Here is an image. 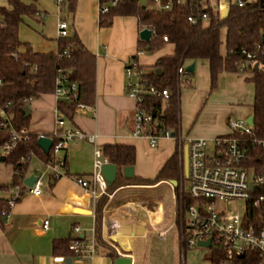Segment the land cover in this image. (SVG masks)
Returning a JSON list of instances; mask_svg holds the SVG:
<instances>
[{
  "label": "crops",
  "instance_id": "crops-1",
  "mask_svg": "<svg viewBox=\"0 0 264 264\" xmlns=\"http://www.w3.org/2000/svg\"><path fill=\"white\" fill-rule=\"evenodd\" d=\"M22 1L34 3L36 12L24 17L19 26V40L37 53L55 52L59 40L57 25L61 16L56 4L53 0ZM99 15V0H74L72 10H64L62 13L68 23L69 35L77 36L95 57L93 101L85 103L88 106L86 109L74 106L70 118L63 115V126L95 134L97 145L86 140L68 143L59 154L65 160L63 175L59 178H53L51 171L46 169L45 160L34 154L31 156L25 176L28 177L36 170H44L42 193L32 195L23 187L8 221L0 216V264H114L115 260L109 255V251H114L118 257H130L132 264H135L139 240H145L146 247V240L152 233L164 236L173 228L178 231L180 245L177 216L179 181L176 180L177 185H172L171 180L156 183L148 181L156 177L175 152L178 153L177 144L175 140L161 138L156 146H151L148 138L133 135L136 103L127 94L124 72L125 64L131 58H136L143 74L155 71L154 65L158 58L173 55L174 45L166 42L156 50H147L139 45V33L146 27L141 28L135 16H114L109 25L103 26L99 24ZM26 47H21V51ZM141 50L143 51L140 52ZM191 63H194L193 72H196L197 85L193 92L186 91L187 96H199L201 99L207 94L208 88L211 92L208 94L204 113L193 125H189L188 118L180 116L179 134L210 140L229 134L226 117L231 119V115H235L237 119H247L252 114L253 83L239 76V72L221 73L218 89L235 102L227 106L217 105V93H213L210 87L207 60H186L184 66ZM190 78L191 84L192 77ZM248 84H252L253 94ZM179 99L181 103V90ZM58 102L53 93L41 94L27 101L28 108L33 105L29 108L26 125L30 133L38 138L39 135H50L55 130ZM198 104L195 100L192 111L188 112L194 113ZM209 114L210 120L205 118ZM105 144L134 146L135 164L132 178L124 177L127 180L123 185L111 191L107 189L104 194L107 198L100 209L102 244H98L94 238V226L96 202L100 196L92 199L75 182V176L89 178L95 146L102 149ZM179 170L185 178L183 159ZM13 173L11 164L0 161V185H9ZM139 179L143 181H136ZM164 184L171 190L172 221L167 228L156 229L165 217L164 206L156 190ZM10 195V189L0 190V197L8 199ZM45 219H48L49 224L43 230L41 223ZM75 227L79 228L78 233L75 232ZM76 235L83 236L85 243L93 241L92 255L78 258L53 253L55 240Z\"/></svg>",
  "mask_w": 264,
  "mask_h": 264
},
{
  "label": "built area",
  "instance_id": "built-area-1",
  "mask_svg": "<svg viewBox=\"0 0 264 264\" xmlns=\"http://www.w3.org/2000/svg\"><path fill=\"white\" fill-rule=\"evenodd\" d=\"M57 6L59 17L57 32L58 38L69 35L68 23L62 17L67 0H53ZM156 4L150 7L170 9L173 3L189 4L193 0H155ZM147 2V0H145ZM118 0H99V13H105L110 7L116 6ZM234 5L241 9L264 11V0H210L211 12L202 5L194 14L187 16L190 24L201 22L207 25L210 21H224L221 11L230 9ZM147 28V27H146ZM143 29V28H142ZM141 29V30H142ZM153 35V31H152ZM264 24L260 32V40L253 42L250 47H242L239 53L243 59L238 65L239 73L260 71L264 73ZM167 41V37L163 36ZM141 50L140 52H142ZM68 55L67 50L61 54ZM257 70H254V66ZM127 78V94L135 100L133 135L149 139L151 146H156L161 138L175 140L179 160L183 159V148L187 147V175L188 182L184 191L183 180H180V194L177 205L179 223V236L182 254L186 250L204 249L209 254L208 264H236L245 256H256L258 264H264V138L255 137L254 122L250 125L246 118L229 119V134L218 136L209 140L203 137H188L179 134V130L166 128L162 121L153 112L148 111L143 103L147 96H157L167 99V89H158L143 78L136 58H131L125 64ZM186 72L185 66L177 69L179 76ZM4 78L0 74V89L4 85ZM53 94L57 101L75 102V108L86 109L85 103L77 101V83L73 81L68 70L59 67L54 79ZM10 102H0V127L9 128L10 140L0 145V156L7 155L19 142L28 139L30 132L26 126L15 128L12 124V115L8 112ZM63 115L57 109L55 116V130L48 137L52 141L49 149V158L45 162L46 169L50 170L53 178L63 175L62 169L65 160L59 154L66 145L73 141L86 140L97 145L96 135L88 134L76 127H64ZM33 156L30 152L22 156L20 161L25 162ZM256 160V163L253 161ZM109 163L102 149L95 146L92 171L89 178L75 176V182L95 199L107 193V182L102 174V167ZM45 171L36 170L33 175L35 182L28 187L22 183L12 187L11 195L7 199L6 207L1 216L8 221L12 207L15 205L19 192L24 187L32 195L42 193V177ZM183 193L188 200L185 201ZM243 205L238 206V202ZM48 219L43 220L41 228H48ZM79 232V228H74ZM77 236V235H76ZM75 238L71 241L69 249L76 257L92 255L94 253L93 241L85 243ZM210 241L209 246H201L200 242Z\"/></svg>",
  "mask_w": 264,
  "mask_h": 264
},
{
  "label": "trees",
  "instance_id": "trees-1",
  "mask_svg": "<svg viewBox=\"0 0 264 264\" xmlns=\"http://www.w3.org/2000/svg\"><path fill=\"white\" fill-rule=\"evenodd\" d=\"M106 0H100V2ZM162 2L165 0H161ZM210 0H193V6L189 4L173 3L170 9L150 7L155 5V0H147L144 4L140 0H118L116 6L110 7L105 13H100L99 24L106 26L111 23L114 16H135L142 27L153 31L149 41L139 39V45L149 50H156L166 42L174 45L173 55L158 58L154 68L161 71L158 75L155 71L143 74V78L158 89H167L168 98L147 96L143 106L162 121L166 128L179 129L180 123V88L183 79L190 86V77L193 72L186 71L181 77L177 73L180 65L186 60L205 59L209 66L211 90L217 86L221 73L238 72V65L243 57L237 53L242 47H250L253 42L260 40L261 28L264 24V11L256 9H241L231 6L230 13L224 21H210L207 25L198 22L190 24L187 16L194 14L202 5L208 6ZM8 6H0V74L4 78V85L0 89V102H10L8 112L12 115V124L15 128L26 126L29 115L26 116L23 109L27 101L41 94H49L54 91V79L56 70L63 67L68 70L70 78L77 83V101L91 103L94 97V61L95 57L90 53L75 35L59 38L55 52L37 53L26 47V43L19 40V26L25 16L36 12L34 3H25L22 0H7ZM74 0H67L65 10H72ZM211 12L209 6L204 9ZM225 28V52H221L222 40L221 28ZM167 37V41L163 40ZM21 47H26L21 51ZM67 50L68 55H62ZM246 81L254 85V100L252 115L254 119L255 137L264 138V73L252 72ZM59 112L70 118L75 102L59 101ZM11 137L9 128L0 127V145L8 142ZM37 135L30 133L28 139L19 142L7 155L5 163L13 166L14 173L9 185H0L1 191H8L15 185L21 184L26 173L28 161L22 162L20 158L30 152L42 160H47L50 154H45L37 145ZM102 152L109 163L117 166L116 180L107 187L109 191L119 185H123L127 179L123 176L125 167H133L135 164V148L126 144H105ZM256 163V160L253 161ZM182 160H179L175 152L162 166L156 177L150 182L161 180H177ZM134 179V178H133ZM143 181V180H136ZM101 195L95 208V242L102 244L100 238V209L106 200ZM185 201L188 200L183 193ZM7 199L0 197L1 211L6 207ZM75 237L59 239L53 242V253L65 257H73L75 254L69 245ZM79 240L82 237L76 236ZM109 255L115 260L118 256L114 251ZM258 257L245 256L237 260L236 264H258Z\"/></svg>",
  "mask_w": 264,
  "mask_h": 264
},
{
  "label": "rangeland",
  "instance_id": "rangeland-1",
  "mask_svg": "<svg viewBox=\"0 0 264 264\" xmlns=\"http://www.w3.org/2000/svg\"><path fill=\"white\" fill-rule=\"evenodd\" d=\"M0 6H8L7 0H0ZM225 28H221L220 30V36L222 40L221 45V52H225ZM151 51H147V53H150ZM239 75V74H238ZM251 74L249 72L246 73H240L239 76L241 77H248ZM218 77L217 86L215 89H213V93H217L215 98H217L216 103L217 105H229L234 103L235 101L231 100V98L227 95H224L220 92L218 89L219 87V79ZM196 72H193L192 74V83L190 86H187L185 83L186 79H183L181 83V103H180V116L183 118H188L189 125H193L194 122L204 113V108L208 102V94L211 92L210 88H208L207 94L200 97L199 96H193L188 95L186 91H194L197 85V81L195 80ZM191 79V78H190ZM210 80V78H209ZM209 80L207 84L209 85ZM248 86L252 91V84H248ZM252 96V95H251ZM252 99V97H251ZM198 101V105L196 106V111L188 112V110H191L193 108L194 103ZM216 105V108H218ZM33 105L29 106V108H32ZM183 110H186V113H183ZM192 111V110H191ZM248 113V112H247ZM246 113V114H247ZM208 120L211 119V115L205 117ZM231 119L236 120L235 115H231ZM229 119L225 118V123L228 127L227 121ZM229 128V127H228ZM207 139V138H206ZM209 140V146L211 147V141ZM177 180L180 182V180H183V187L184 190H187L188 182L186 179L183 178L182 173H180ZM180 185H178V188ZM157 194L160 196V200L162 205L164 206V212L165 217L163 223L156 226V229H164L167 228L171 221H172V199H171V190L170 187L166 184L161 185L156 190ZM238 206L240 208L241 205H243V201H239ZM146 247H144L145 240H139L137 245V257L135 259V264H208L209 260V254L204 249H196V250H186L184 254L181 253L180 245H179V239H178V231L176 228H173L169 230L164 236H159L158 234L152 233L146 240ZM145 248V250H143Z\"/></svg>",
  "mask_w": 264,
  "mask_h": 264
},
{
  "label": "water",
  "instance_id": "water-1",
  "mask_svg": "<svg viewBox=\"0 0 264 264\" xmlns=\"http://www.w3.org/2000/svg\"><path fill=\"white\" fill-rule=\"evenodd\" d=\"M140 2L142 4H144L145 0H140ZM220 15H221V19L225 20L229 15V9L228 8L223 9L221 11ZM151 37H152V30L151 29L143 28L139 33V38L143 41H149L151 39ZM263 41H264V38H263ZM147 50H149V48H147ZM185 69H186V71L193 72L194 63L187 65L185 67ZM254 70H257L256 65L254 66ZM155 72L158 75H161V71L159 69H156ZM23 111H24L26 116L29 115L28 106H25ZM152 114L154 115L155 111H153ZM246 120L250 125H252L254 122L253 115L252 114L249 115ZM37 145L42 149V151L44 153L47 154L49 152L51 145H52V141L48 137H45V136L39 137L37 139ZM4 160H5V156H0V161L4 162ZM117 173H118L117 166L112 164V163H106L102 167V174H103V176L107 182V185H111L116 180ZM183 174H184V176L187 175V147L186 146H184V148H183ZM123 175L126 178H132L134 175L133 167H131V166L125 167L123 169ZM34 182H35V176L33 174L29 175L28 177H26L24 179V184L28 187L32 186ZM170 183L172 185H177L176 180H171ZM199 245L209 246L210 241L208 240L206 242H200ZM69 260L70 259H68V261ZM114 264H132V259L130 257H127V256H119L115 259Z\"/></svg>",
  "mask_w": 264,
  "mask_h": 264
}]
</instances>
